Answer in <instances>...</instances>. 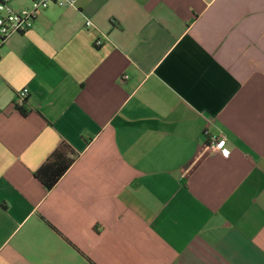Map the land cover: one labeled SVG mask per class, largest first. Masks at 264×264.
Returning <instances> with one entry per match:
<instances>
[{"label": "crops", "instance_id": "crops-1", "mask_svg": "<svg viewBox=\"0 0 264 264\" xmlns=\"http://www.w3.org/2000/svg\"><path fill=\"white\" fill-rule=\"evenodd\" d=\"M0 264H264V0L50 4L0 42Z\"/></svg>", "mask_w": 264, "mask_h": 264}, {"label": "built area", "instance_id": "built-area-1", "mask_svg": "<svg viewBox=\"0 0 264 264\" xmlns=\"http://www.w3.org/2000/svg\"><path fill=\"white\" fill-rule=\"evenodd\" d=\"M78 0H27V5L19 9L11 6L10 0H0V42L9 38L12 34L22 33L30 29L37 15L50 4L75 7ZM87 26L91 25L90 20H86ZM101 44L100 40L95 41V45ZM28 95V89L22 88L15 94V105H22ZM225 143V139L211 137L208 147L212 150H220Z\"/></svg>", "mask_w": 264, "mask_h": 264}, {"label": "trees", "instance_id": "trees-1", "mask_svg": "<svg viewBox=\"0 0 264 264\" xmlns=\"http://www.w3.org/2000/svg\"><path fill=\"white\" fill-rule=\"evenodd\" d=\"M74 161L70 145L62 141L35 171L46 190H50Z\"/></svg>", "mask_w": 264, "mask_h": 264}]
</instances>
